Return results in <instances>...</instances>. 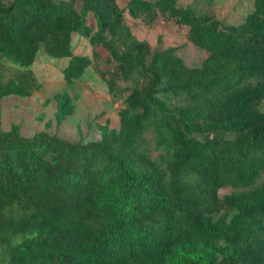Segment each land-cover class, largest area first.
Instances as JSON below:
<instances>
[{
  "label": "trees",
  "instance_id": "16d2710c",
  "mask_svg": "<svg viewBox=\"0 0 264 264\" xmlns=\"http://www.w3.org/2000/svg\"><path fill=\"white\" fill-rule=\"evenodd\" d=\"M125 7L146 23L161 14L184 25L205 57L188 65L174 45L150 49L115 0H0V55L23 66L39 47L67 56L70 86L90 62L71 53L76 32L93 57L102 47L114 61L98 71L123 102L118 126L87 141L0 128V264H264V179L254 183L264 171V0L238 23L177 0ZM39 85L29 69L0 65V96ZM71 109L58 95V117ZM224 185L240 188L219 196Z\"/></svg>",
  "mask_w": 264,
  "mask_h": 264
},
{
  "label": "rangeland",
  "instance_id": "374dc122",
  "mask_svg": "<svg viewBox=\"0 0 264 264\" xmlns=\"http://www.w3.org/2000/svg\"><path fill=\"white\" fill-rule=\"evenodd\" d=\"M115 2L122 8L124 24L136 38L146 41L150 49L174 45V52L188 65H198L205 57L206 50L187 39L184 25L177 24L172 18L161 14H157L150 23H146L141 15L135 17L129 15L125 7L126 0ZM187 3L192 4L197 13L212 14L226 23H238L252 9L253 0H177L178 5ZM76 7H79V1L76 2ZM84 18L94 29L95 21L91 12H86ZM70 47L71 53L90 57L89 64L70 86H67L62 78V68L67 62V56L49 55L39 47L32 62L23 66L14 59L0 55L1 66L29 69L40 82L39 87L28 95L9 93L0 96V128L7 129L15 123L22 135L44 130L71 141H87L99 137L103 127L118 126V110L123 105L122 96L115 99L109 96L106 83L98 71L111 70L114 61L102 47L96 48L98 54L93 57L88 38L76 32L71 35ZM63 93L69 98L72 109L70 113L58 117L57 96ZM158 95L168 105L177 99L166 92H159ZM256 107L264 113V97L257 101ZM145 134L150 135L148 130ZM262 179L264 171L259 173L254 183ZM239 188L224 185L218 188L217 193L222 196ZM216 216L217 214L212 215L213 218ZM22 238L20 235L15 236L10 243H17ZM194 244V240H188L182 242L180 246L186 248ZM5 248L4 245H0V262L6 259Z\"/></svg>",
  "mask_w": 264,
  "mask_h": 264
}]
</instances>
